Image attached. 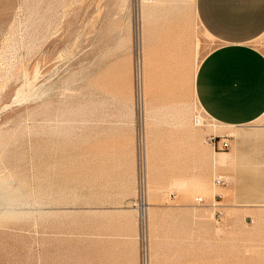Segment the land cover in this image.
Returning <instances> with one entry per match:
<instances>
[{
  "label": "rangeland",
  "instance_id": "374dc122",
  "mask_svg": "<svg viewBox=\"0 0 264 264\" xmlns=\"http://www.w3.org/2000/svg\"><path fill=\"white\" fill-rule=\"evenodd\" d=\"M153 4L195 0H0V264H264V203H229L230 155L206 142L264 162V129L197 127L183 86L151 83ZM236 189L264 202V178Z\"/></svg>",
  "mask_w": 264,
  "mask_h": 264
},
{
  "label": "crops",
  "instance_id": "0c3cea01",
  "mask_svg": "<svg viewBox=\"0 0 264 264\" xmlns=\"http://www.w3.org/2000/svg\"><path fill=\"white\" fill-rule=\"evenodd\" d=\"M198 28L217 42L209 52L201 44ZM263 35L264 0H195L190 13L178 6L153 4L142 18L139 48L152 84L174 86L168 89L174 94L180 91L175 86H183L186 97L174 100L196 101L218 127L238 135L246 128L264 129V50L256 44ZM228 136L229 203L263 204L239 200L236 181L263 179L254 171L264 162L248 156ZM239 165L250 168L246 177L235 172Z\"/></svg>",
  "mask_w": 264,
  "mask_h": 264
},
{
  "label": "built area",
  "instance_id": "2783aa9c",
  "mask_svg": "<svg viewBox=\"0 0 264 264\" xmlns=\"http://www.w3.org/2000/svg\"><path fill=\"white\" fill-rule=\"evenodd\" d=\"M202 109V108H201ZM202 111H197L193 117V123L197 127H204L207 125H213L217 121L209 115L206 111L202 109ZM206 141L214 150L217 151H226L230 148V142H229V136L227 134H219L217 132H210L206 135ZM142 176H145V170H142ZM224 179L222 177H219L216 179L217 184H224ZM199 202L204 201L203 198H200L198 200Z\"/></svg>",
  "mask_w": 264,
  "mask_h": 264
},
{
  "label": "bare ground",
  "instance_id": "6f19581e",
  "mask_svg": "<svg viewBox=\"0 0 264 264\" xmlns=\"http://www.w3.org/2000/svg\"><path fill=\"white\" fill-rule=\"evenodd\" d=\"M207 34H208V33H207ZM208 35H209V34H208ZM210 36H211V35H210ZM139 37H140V36H139ZM140 61H141V55H140ZM141 66H142V65H141V63H140V64H139V76H140V74H141V68H142ZM140 78H141V77H140ZM141 79H142V78H141ZM141 79H140V80H141ZM142 82H143V81H142ZM138 83H139V82H138ZM140 84H141V83H140ZM143 84H144V83H143ZM141 87H142V86H141ZM139 90H140V94H141L142 89L139 88ZM143 92H144V91H143ZM139 96H140V95H139ZM142 96H143V95H141V97H142ZM141 99H142V98H141ZM141 99H140V101H143V100H141ZM140 103L143 104V102H140ZM207 126H208V125H207ZM217 126H219L217 122H216L215 124L211 125V127H213V129H216ZM220 126H223V124L220 125ZM146 147H147V146H146ZM146 150H147V148H146ZM148 153H149V152H148ZM148 153H146V154H148ZM214 157H215V156H214ZM146 158H147V157H146ZM149 158H150V157H148V160H149ZM150 159H152V158H150ZM144 160H145V159H144ZM149 161H150V160H149ZM149 161H148V162H149ZM214 196H215V195H214ZM200 198H203V197H200ZM200 198H198V200H199ZM203 199H204V198H203ZM150 204H151V203H150ZM148 205H149V204H148ZM215 206H216V205H215ZM146 207H147V206H146Z\"/></svg>",
  "mask_w": 264,
  "mask_h": 264
}]
</instances>
